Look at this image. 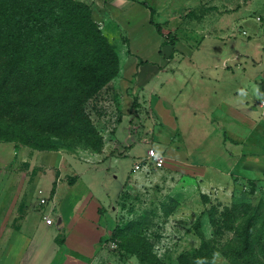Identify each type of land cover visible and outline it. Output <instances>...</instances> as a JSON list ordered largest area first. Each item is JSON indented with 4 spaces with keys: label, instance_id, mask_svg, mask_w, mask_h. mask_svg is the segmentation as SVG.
<instances>
[{
    "label": "rangeland",
    "instance_id": "rangeland-1",
    "mask_svg": "<svg viewBox=\"0 0 264 264\" xmlns=\"http://www.w3.org/2000/svg\"><path fill=\"white\" fill-rule=\"evenodd\" d=\"M136 1L150 4L152 26L181 41L163 46L152 33L134 53L128 32L96 6L94 21L120 64L85 106L102 145L95 150L81 135L57 139L56 150L0 139V264H232L227 244L241 214L232 222L222 214L264 200V93L251 87L259 98L250 103L256 140L247 145L215 110L248 98L246 77L264 82V0ZM143 58L153 66L137 75ZM170 160L208 172L193 175ZM244 162L254 172L244 175ZM77 207L86 218L98 210V233L66 236Z\"/></svg>",
    "mask_w": 264,
    "mask_h": 264
},
{
    "label": "trees",
    "instance_id": "trees-1",
    "mask_svg": "<svg viewBox=\"0 0 264 264\" xmlns=\"http://www.w3.org/2000/svg\"><path fill=\"white\" fill-rule=\"evenodd\" d=\"M154 26L166 43L175 45L179 40L172 29ZM119 70L118 54L92 18L89 4L0 0L2 141H13L15 148L21 144L56 150L57 139L81 135L99 149L102 138L85 106ZM261 201L256 207L235 205L222 214L225 222L241 214V223L227 244L232 264H264Z\"/></svg>",
    "mask_w": 264,
    "mask_h": 264
},
{
    "label": "crops",
    "instance_id": "crops-1",
    "mask_svg": "<svg viewBox=\"0 0 264 264\" xmlns=\"http://www.w3.org/2000/svg\"><path fill=\"white\" fill-rule=\"evenodd\" d=\"M78 1H82V2H85V3L90 5L91 11H92V18H93V16L95 17L96 6L97 7L100 6L101 11L98 14H101L103 18L107 17L109 19H113L120 26V28L127 31L128 35L131 37V47L136 46L138 48L137 50H134V53H138L141 48L147 47L151 44L149 42V40H150V36L152 35V33H153V35L156 34V36H158V37H155L156 42H157V40H159L160 34L156 31V28L149 23L150 17L152 14L150 11L151 8L149 7L150 4L148 5L144 2H138L136 0H78ZM145 32H146V34H145ZM139 38L142 40H137ZM139 41H141V42H139ZM180 41H181V37H179V40L176 42V44L174 46H176ZM163 44H166V42L163 41V43H161V45H163ZM138 45H139V47H138ZM155 46H157V51H158L159 48H158V45L156 43H155L154 47ZM168 47H173V46L169 45ZM159 58H161V57L158 56V58H157V61L159 62V64L161 63V61L164 62V59H162V58L159 59ZM142 62H144V63H142ZM152 66L153 65L150 64L149 59L143 58V60L141 62H138V63L136 60V65H135L136 71L135 72L137 75L138 74L141 75L144 73V71H146L148 69V67H152ZM246 80H247V84L244 85V87L246 89L243 88V90L240 89V91L242 90L244 95L248 94V98L246 100L239 101L241 103V105H233L234 101H231L230 99L222 100L221 102H219L220 103L219 108H217L215 110V111H217L216 115L219 114V116L222 117V120L225 121L226 127L227 126L231 127L233 132L237 131L239 134L242 133L245 136V138L242 140L244 142V145L248 144L249 138L250 139L252 138L253 139L252 141L256 140V138H254L252 136L251 124H253V121H251L252 119H251L250 114L256 113L257 109H255L256 107L254 105H250V103L255 102L257 100V98H259V97H257L255 99L252 96L251 87L257 86V90L259 89V90L263 91V93H264V82L263 81H261L260 79L259 80H255V79L253 80V79H250L249 77H246ZM242 92H239L238 94H236L234 91L233 94L235 96L242 95ZM263 97H264V95H263ZM230 102H232V104ZM164 110L168 111V109H163L162 111H164ZM165 111H164V113H165ZM169 112H171L170 109H169ZM214 113H216V112L213 111L210 115L214 116ZM167 118L168 117H166V119ZM237 121H238V123H237ZM260 121H263V120L260 119ZM238 124H241V125H238ZM236 126H240V129L236 130ZM257 140L261 141L262 138L259 137ZM185 164H187V163L182 162L180 160H177V161L170 160V165L179 166L178 168H180V167L183 168V166H185V169L188 168L187 171L190 173H193V175H195V174L201 175L203 173H204V175H206V173L208 172V169H207L208 167L205 168L204 164L200 165V164L194 163L192 161L191 162L189 161V163L187 165H185ZM245 164L246 163L244 162L242 164L243 166L239 170L244 175L245 174L249 175V174H251L249 171H253V169L248 168L247 166H245ZM232 168H234V167H232ZM194 170H196L197 172ZM211 173L212 172H210V174ZM90 195H93V194L90 193ZM87 200L88 201L92 200V202H94L95 209H96L97 205H100V203L97 200H95L94 198L91 199V197H89ZM86 203L87 202L85 200V205H86ZM77 209H78V207L75 208L73 215L70 217V219L73 221L70 224V227L68 229V233L66 236L68 237L69 233H75L78 231H85V232H89V233H92V232L98 233L97 232L98 229L100 230L102 228L101 225L98 224L99 220L101 218L100 217L101 215L98 212V210H96V214H95L94 218H92L93 216L91 218H86V216L84 215L85 209L83 208L84 210H81V212H77ZM57 218L60 221V223L64 224V217H63L62 213L59 214L57 216ZM68 222H70V221L67 220V223ZM46 224H48V223H46ZM50 224H52V223H50ZM70 235H72V234H70ZM96 236L98 237V240H99V237L101 235L99 234V236L98 235H96Z\"/></svg>",
    "mask_w": 264,
    "mask_h": 264
},
{
    "label": "built area",
    "instance_id": "built-area-1",
    "mask_svg": "<svg viewBox=\"0 0 264 264\" xmlns=\"http://www.w3.org/2000/svg\"><path fill=\"white\" fill-rule=\"evenodd\" d=\"M149 154H150L149 155L150 158L155 161V164L156 165H158V166H161L162 165L163 161H162L161 157L156 156V154L154 153V151L151 150ZM40 202H43L44 203L45 202V199L41 198L40 199ZM44 218H45L44 219L45 222L48 223V224L53 223V221H54L53 218L50 217V216H45Z\"/></svg>",
    "mask_w": 264,
    "mask_h": 264
}]
</instances>
